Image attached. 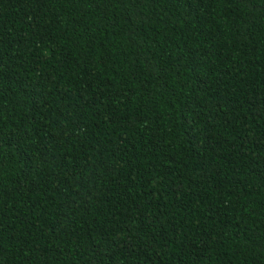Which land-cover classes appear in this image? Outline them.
<instances>
[{
    "label": "trees",
    "instance_id": "16d2710c",
    "mask_svg": "<svg viewBox=\"0 0 264 264\" xmlns=\"http://www.w3.org/2000/svg\"><path fill=\"white\" fill-rule=\"evenodd\" d=\"M0 264H264V0H0Z\"/></svg>",
    "mask_w": 264,
    "mask_h": 264
}]
</instances>
